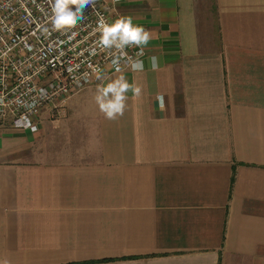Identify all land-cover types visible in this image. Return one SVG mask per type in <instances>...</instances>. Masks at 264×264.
<instances>
[{
	"label": "crops",
	"instance_id": "0c3cea01",
	"mask_svg": "<svg viewBox=\"0 0 264 264\" xmlns=\"http://www.w3.org/2000/svg\"><path fill=\"white\" fill-rule=\"evenodd\" d=\"M115 11L152 34L143 71L100 74L36 131L0 121V261L264 264V0ZM120 77L141 92L108 120L96 91Z\"/></svg>",
	"mask_w": 264,
	"mask_h": 264
},
{
	"label": "built area",
	"instance_id": "2783aa9c",
	"mask_svg": "<svg viewBox=\"0 0 264 264\" xmlns=\"http://www.w3.org/2000/svg\"><path fill=\"white\" fill-rule=\"evenodd\" d=\"M118 1L94 0L74 28L58 31L50 22L53 0H0L1 122L36 131L41 112L58 111L100 74L133 71L131 63L142 59L143 48L118 51L98 44L100 19L111 24L129 18L115 11Z\"/></svg>",
	"mask_w": 264,
	"mask_h": 264
},
{
	"label": "clouds",
	"instance_id": "9594fccd",
	"mask_svg": "<svg viewBox=\"0 0 264 264\" xmlns=\"http://www.w3.org/2000/svg\"><path fill=\"white\" fill-rule=\"evenodd\" d=\"M94 3V0H53L52 15L50 22L55 30L74 28L78 20L83 18L82 9L84 6ZM74 6L75 10H73ZM100 32L98 44L104 49H115L123 51L126 47H146L153 38L150 31L139 25H134L131 18H118L109 24L100 19L97 24ZM152 70H156L157 58L152 57ZM133 71H143L142 60H134L131 63ZM131 91L139 95L141 89L128 83L124 77L113 80L106 86L97 88L95 102L108 120H116L123 116L126 109L127 93ZM0 264H7V261H0Z\"/></svg>",
	"mask_w": 264,
	"mask_h": 264
},
{
	"label": "rangeland",
	"instance_id": "374dc122",
	"mask_svg": "<svg viewBox=\"0 0 264 264\" xmlns=\"http://www.w3.org/2000/svg\"><path fill=\"white\" fill-rule=\"evenodd\" d=\"M39 120H40V121H44V120H45L44 117H43V114H42V115L40 114V116H39ZM2 123H3V122H2Z\"/></svg>",
	"mask_w": 264,
	"mask_h": 264
}]
</instances>
